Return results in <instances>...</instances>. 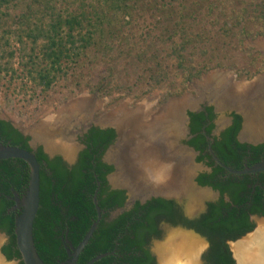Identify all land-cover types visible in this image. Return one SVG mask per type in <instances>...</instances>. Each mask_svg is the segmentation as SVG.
<instances>
[{
	"label": "trees",
	"instance_id": "1",
	"mask_svg": "<svg viewBox=\"0 0 264 264\" xmlns=\"http://www.w3.org/2000/svg\"><path fill=\"white\" fill-rule=\"evenodd\" d=\"M188 1L0 0V74H11L6 84L7 90L10 91L17 85L10 73L13 65L3 62L14 55L13 52L8 55L7 50L15 42L25 46V52L27 46H30L28 55L25 54L29 59L24 67L35 90H40V93L50 91L59 81L66 80L71 94L84 91L109 94V88L106 89L105 86L106 74H102L93 83L95 77L88 75L86 70H97V60H104L109 64L107 56L113 50L112 45L117 43L125 50L141 48V55L144 57V40L158 30L159 38H164L168 31V40L173 41L174 37H178V41L169 44L170 50L172 47L175 50V46L184 50L187 45L193 49L196 47L195 38H201L203 31L194 36L187 35L184 32V21L198 20L203 15L201 9H187L185 3ZM234 1L242 6L247 4L246 0ZM20 3L23 4L22 11L14 14L12 6L18 8ZM197 7L202 6L197 4ZM207 7V15L219 8L213 0H209ZM232 11L236 14L234 18L240 23L244 19L245 8ZM172 20H176L175 28L164 25ZM249 20L260 21L259 28L264 36V5L252 12ZM204 29L206 30V26ZM252 32L244 34L250 37ZM193 60L195 73L188 74L187 81L192 77H200L203 70L209 69L213 62L212 58L205 61L202 57H193ZM155 64L159 66L161 62L157 61ZM147 69L152 70L153 67L149 66ZM155 72L158 76L162 75L160 69ZM257 73L254 72L251 76ZM131 93L132 88L127 87L120 94L126 97ZM182 93L183 90H168L161 102ZM211 110L210 108V113ZM189 116L193 138L188 144L200 152L197 161L206 162L212 168L211 173L201 174L197 181L219 191L221 197L218 202L210 203L207 213L198 220L186 224L209 239L211 246L206 264H236L227 241L237 240L255 229V223L250 221L251 216L264 217V172L234 175L217 165L209 153L204 154L209 145L203 134L205 115L189 113ZM210 117L213 115L210 114ZM234 118L233 125L220 138H214L212 150L226 166L244 170L264 161V144L254 146L239 142L237 135L242 122L240 116L234 115ZM213 128L211 125L205 129L208 136ZM115 138L114 130L93 128L88 135L87 149L81 153L77 164L69 167L61 157L49 159L42 147L34 151L30 146L29 136L20 132L11 121L0 118V145L34 152L41 165V201L34 224V240L37 252L45 264L68 262V250L71 246L77 247L80 244L97 220L93 200L97 191V201L104 212L103 217L80 254L78 264H86L107 253L112 254L94 264H154L146 246L150 236L159 234L158 222L167 220L175 223L181 220L173 202L153 198L144 205L137 202L132 210L114 221H108L109 214L123 207L127 200L125 191L112 190L108 184L107 176L113 172V166L101 162L104 151ZM29 181L30 167L25 161H0V232L6 233L10 239L2 253L9 261L19 260L20 264L24 262L16 244L15 224L20 210L15 198L25 195ZM226 195L229 202L224 199Z\"/></svg>",
	"mask_w": 264,
	"mask_h": 264
},
{
	"label": "rangeland",
	"instance_id": "2",
	"mask_svg": "<svg viewBox=\"0 0 264 264\" xmlns=\"http://www.w3.org/2000/svg\"><path fill=\"white\" fill-rule=\"evenodd\" d=\"M213 1L219 8L211 15H207L209 0H189L185 3L187 9L189 7L196 10L201 9L200 12L203 15L198 20L186 19L184 21L186 27L184 32L187 35L192 34L194 36L196 33L203 31L201 38H195L196 47L194 49L187 45L186 50L180 49L179 46H175V50L173 47L170 50L169 44L178 41V37H174L173 41L168 40L170 35L168 31L164 38H159L158 30L147 37L146 41L144 40L142 45L145 51L144 57L141 55V48L139 50H125L124 47H119L117 43L112 45L113 50L109 51L108 56L106 54L107 60L110 61L109 64L104 60H97V70H86L88 75L95 77L93 83H96L102 74H106L107 83L105 86L106 89L109 88V94H100L99 91L71 94L68 91L66 80L59 81L50 91L40 93V90H35L34 84L29 79L24 67L29 59L27 55L30 46H27L25 52V46L15 44V42L12 43L7 52H9L8 55L12 52L14 55L12 58L9 57L3 60V62L13 65V67L10 66L13 69L10 73L15 78L14 82L17 83L15 85L17 88L13 87L8 91L6 84L10 80L11 74H0V117L11 121L18 128L36 137L45 126L47 127V124L50 123L49 120L56 116L63 106L72 104L82 97L92 99L93 104L90 108L97 111L94 118L99 123L109 114L123 113L124 107L129 110H139L143 106V114L149 119L172 100L189 99L196 102V106L197 102L201 101L202 104L206 101V97L211 94V91L205 88V82L215 75L224 78L225 76L227 78L232 77V79L239 78L242 85L236 86V84H233L231 88H235L241 94L246 88H253L251 84H255L254 87H256L258 82L261 81L262 83L263 80L261 74L264 73V36L259 28L260 21L249 20V18L252 12L259 10V7L263 8L264 0H246L247 4L243 6L234 0ZM197 4H201L202 7L198 8ZM242 7L245 8L244 19L239 23L234 18L236 14L232 10H241ZM22 9L23 4L20 3L18 8L12 6L11 11L18 14ZM229 17H232V19H229ZM176 20L168 21L164 25L168 24L175 28ZM204 26H206V30ZM251 30L253 35L247 37L244 33H250ZM13 38L15 39V37ZM25 54L27 55L25 56ZM98 55H101V53ZM5 56H7V53ZM193 57H202L205 61L212 58L213 62L210 64L209 69L203 70L200 77H192L191 80L187 81L188 74L195 73ZM157 61L161 62L159 66L155 64ZM149 66H152L153 69H147ZM110 68L111 70H109ZM158 69L162 72L160 76L155 72ZM103 70L105 73H103ZM254 72L258 73L252 77L251 74ZM253 79L255 81L248 84L247 81ZM127 87L132 88V93L126 97L121 96L120 93L125 91ZM176 89L183 90V93L161 102L166 91L171 90L174 92ZM142 92H146V94H142ZM223 118L221 117L219 121L222 122ZM85 120L86 118L83 120L75 119L71 122V131H75ZM60 126H57L58 131L62 129ZM72 138L70 135H67L66 138L64 135L60 136L55 139V144L60 145V149L69 151L76 145ZM62 145H65V148ZM254 219L256 223L255 230L239 241L247 240L262 230L263 226L261 228L259 223L264 220V217ZM174 232L172 231L169 234ZM166 239H162L156 244L166 242ZM203 247H207V243H203ZM234 247V244H232L231 249L235 250ZM240 260L239 258L238 264H240ZM247 263L254 264L256 261L245 262V264ZM13 264H16V262Z\"/></svg>",
	"mask_w": 264,
	"mask_h": 264
},
{
	"label": "bare ground",
	"instance_id": "3",
	"mask_svg": "<svg viewBox=\"0 0 264 264\" xmlns=\"http://www.w3.org/2000/svg\"><path fill=\"white\" fill-rule=\"evenodd\" d=\"M259 82L256 87H253L254 89L250 87L246 88L247 91L253 89V100H250V97L242 99L245 103L247 100H250L246 114H244L246 116V127L243 134L244 137L250 139H253L254 134L258 132L264 135V104L259 96ZM225 83L224 77L219 75L210 77L205 82V88L211 91V95L207 96V98L213 99L217 108L220 109L219 111L237 106V103L233 102L234 96L231 90L222 93L221 88ZM92 104L91 98L82 97L72 104L63 106L59 113L49 120L50 123L47 124V127L45 126L42 132L39 133L40 137L36 136V138L44 140L49 151L53 152L60 149L61 146L55 144V139L66 135L71 122L75 119H85L92 112L90 108ZM195 106L196 102L189 99L175 100L149 119L143 114V106L135 114L127 107H124L123 113L115 112L101 120L99 122L101 125L116 126L122 136L121 145L132 146V151L137 153L141 151V142H144L153 147H160L161 151L165 154L162 156L163 153H161V157H156L153 160L137 159L136 157V159H124L125 162H122L116 159L119 170L112 181L114 183L120 182L126 184L132 196L143 197L157 191L165 192L166 188H170L168 181L172 178L171 174H174L176 170L179 172L183 171V174H188V172L192 171L190 154L178 145V141L184 133L183 112L186 108H194ZM237 107L241 108L239 105ZM57 126L62 127V129L60 128L61 130L58 131ZM60 150L67 151L65 149ZM73 151L74 149H71L66 154L69 156ZM113 153L121 152L117 149ZM113 153L109 154L111 159H113ZM119 155L121 157V154ZM163 157L165 159H162ZM186 191L194 199L206 197L204 192L194 190L189 185L186 186ZM259 225L261 228L263 226L259 233L240 242L239 245L236 244L237 246L234 247L238 255V262L239 258H241L240 264L251 262V260L256 261L258 264H264V221L260 222ZM179 233V235H176V233L172 237L170 236L166 242L156 246L161 263L198 264L199 255L202 249H204V247L202 248L203 242L194 234ZM246 247H253V249L248 251L247 248V252H245L244 249ZM242 259L245 260L244 263ZM0 264H5L1 258Z\"/></svg>",
	"mask_w": 264,
	"mask_h": 264
},
{
	"label": "water",
	"instance_id": "4",
	"mask_svg": "<svg viewBox=\"0 0 264 264\" xmlns=\"http://www.w3.org/2000/svg\"><path fill=\"white\" fill-rule=\"evenodd\" d=\"M262 77H263V80H262L261 88H260V99L264 104V75H262ZM255 79H253L252 81H249V83L254 82ZM232 82L233 83L235 82V78L232 79ZM235 93H237V92H235ZM237 96H238V93H237ZM237 98H238L237 103H239V101L242 97L238 96ZM177 100H180V99H177ZM172 101H175V100H172ZM172 101H170V102H172ZM169 103L165 104L163 107H165ZM208 103L215 105V103H213L209 100H208ZM163 107H161V108H163ZM215 107H216V111L219 114L220 118L224 117V115L227 111L228 112L236 111V112H238V114H241L243 116L244 122H243L242 128L238 134V140L241 143H247V144L254 145V146L264 144V135L260 134V132L254 134L253 139L246 138L243 136L244 130L246 127V116L239 109H237L238 107H236V106L235 107H229L227 109H224L223 111H219L217 108V105H215ZM200 109H201V101L199 102V104H197L196 107H194V108L188 107L184 110V112H183L184 134L178 141V144L180 146H182L183 148H185L191 155L190 163L193 167V170L188 174V177H189L188 181H189L190 185L197 191H200V192L206 191L212 195L209 198H203V199H199V200L192 199V198L188 197V195H186L185 192H183L182 190H180L179 194L176 193L175 188H180L179 183H180L181 179H179V178L173 182L171 188L169 189L170 191H168V192L167 191H165V192L157 191V192L150 193L149 195L143 196V197L132 196L130 194L129 187L124 183H120V182L116 183V184L113 183L112 178L117 174L119 168H118L117 161L115 159L109 158V154L112 153L114 150L116 151L118 149L121 152L120 161L125 162L124 159L125 160L126 159H133V157H132L133 156L132 146L121 145L122 136H121L119 129L116 126H114V125H102L104 127H113L116 129V131L118 133L117 141L109 147L108 151L106 152V156H105L104 160L108 164L114 166V172H112L108 176V181H109L110 185L112 186L113 189L126 191L129 205L134 204L137 200H140L141 202L144 203V202H146L152 198H162V199H166V200L177 199L179 204L184 205V211H185L186 216H188L189 218L192 219V218H197L206 212L207 203L217 201L219 199V197H220L219 192L214 191L211 187H201L197 184L196 178L198 176V172L203 171V170L207 171L209 169L206 166H204L203 164L197 162L198 152L194 148H191L190 146L184 145L182 143V140H187L188 139L187 136L190 134V130L188 127L190 117H189L188 112L189 111L195 112V111H199ZM131 111H133L135 114L138 111V109H134ZM0 118L3 120H6L2 117H0ZM71 125H72V123H71ZM71 125L69 126V128L67 130V132L69 134H66L64 136L65 138L67 137V135H70L73 133L71 131V127H72ZM15 127L17 129H19V131L22 132L25 136H30L32 138V140L30 142V145L32 148L37 147L38 145H42L44 147V151L48 155H50L51 157H54L56 155H60L69 164L74 163L75 156L77 153L76 150L74 152L73 157H71V158L67 157L65 151L60 150V149L53 151V152L49 151L44 140L39 139V138L37 139L35 136H32L29 133H26L21 128H18L17 126H15ZM221 130L222 129H218L217 134H219ZM39 135L40 134H38L36 136L38 137ZM62 146L64 147L65 145H62ZM209 150H210L211 156L216 161L217 165H219L220 167H222L223 169H225L226 171H228L231 174L245 175V174H257V173L264 172V161L257 163L256 165H254L252 167H247L244 170H236V169H233V168L228 167L225 164H223L220 161V159L213 153L211 146L209 147ZM8 159L23 160L30 167V181H29L28 189L22 198L17 197V199H16L17 208L20 210V215L17 217L16 224H15V235H16L17 249L19 250V252L22 256V261L24 262V264H45V262L41 259L40 255L37 252V249L35 246V240H34V224H35V220H36L37 214H38L39 209H40V201H41V176H40L41 165L38 162L37 157H36L34 152H31V151H28V150H25V149L19 148V147L0 145V161L1 160H8ZM173 193H175V194H173ZM97 195H98V191L95 193L94 198H93L94 205H95L96 212H97V220L91 226L90 230L88 231V233L86 234L84 239L80 242V244L77 247L71 246V249L68 250V254H69L70 259L68 260V262L66 264H78L80 254L82 253V251L85 249V247L87 246V244L89 243V241L93 237V234L95 233V231H96V229H97V227H98V225L102 219L103 212L98 205ZM167 227H169V226H164V229H166V230H165L163 239L167 238V236L170 233V229L182 230V231L189 232V233H192V234L198 236L199 239L203 243H207V247L209 246L207 239L205 237H203L202 235H200L199 233L195 232L194 230H188V229L183 228L181 226L180 227H169V228H167ZM252 232L247 233L245 236L251 234ZM245 236H243V237H245ZM0 237H2V238L4 237V234L1 232H0ZM239 240H237V241H239ZM237 241L230 242V248H231V245L233 243H236ZM157 242H158L157 240L153 241V244H154L153 245L154 246L153 251L156 253V256L158 257V254L156 252V246L158 245V244H156ZM207 247H204L203 251L200 253L198 264H203V262H204L203 261V255H204L205 251L207 250ZM231 251H232L233 256L236 260V264H238V258L235 256V253L232 249H231ZM110 254H112V253L99 255V256L93 258L92 260H90L89 262H87L86 264H94L97 261L107 257ZM0 256L4 259V261L6 263H12V261H9L4 256V254L2 253V244H0ZM158 262L160 263L159 257H158ZM13 263H15V262H13Z\"/></svg>",
	"mask_w": 264,
	"mask_h": 264
},
{
	"label": "flooded vegetation",
	"instance_id": "5",
	"mask_svg": "<svg viewBox=\"0 0 264 264\" xmlns=\"http://www.w3.org/2000/svg\"><path fill=\"white\" fill-rule=\"evenodd\" d=\"M261 75H264V73L263 74H261ZM225 80H226V83H225V85L224 86H222V88H221V91H222V93H224V92H228V91H230L231 90V93H232V95L234 96V98H233V102H235V103H237V97L238 96H240V97H242L241 99H240V101H239V103H237V106L239 105V106H241V108H237V109H239L243 114H246V110L248 109V105H249V101L250 100H253V98H252V93L254 92L253 91V89H251V90H244L243 91V94H241V93H239V91L238 90H236L235 88H231V86H232V84H236V86H241L242 84H240L242 81L241 80H239V78H235V82L233 83L232 82V77L231 78H227V76H225V78H224ZM248 79V78H247ZM262 80V79H261ZM248 82V84H251V83H249V81H247ZM240 84V85H239ZM255 86V84H251V87H254ZM259 86H260V88H261V81L259 82ZM225 89V90H224ZM235 92H237L238 93V96H237V93H235ZM221 93V92H220ZM210 96V95H209ZM259 96H260V93H259ZM245 97H250V100H247V102L245 103V101H243L242 99H245ZM252 98V99H251ZM210 99V100H209ZM208 100L209 101H211V102H213V103H215L214 101H213V99H211V98H207L206 97V101H204L202 104H201V109L199 110V111H195V112H192V111H189L188 112V114L189 113H196V114H200V113H203L204 115H205V123H204V126H203V134L206 136V139H207V141H208V143H209V145H208V151L207 152H205L204 154L206 155V153H209L210 154V150H209V147L211 146V149H212V145H213V143H214V138H220V136H221V134L223 133V132H225L229 127H231L232 125H233V123H234V120H235V118H234V115H238V116H240V118H241V122H242V124H241V128H242V125H243V122H244V118H243V116L241 115V114H238V112H236V111H232V112H226L225 113V115H224V118H223V121L222 122H220L219 121V119H220V116H219V114L217 113V111H216V107H215V105H216V103H215V105L214 104H211V103H208ZM251 103V102H250ZM236 106V107H237ZM250 107V106H249ZM192 108V107H191ZM212 109L211 111V113L209 112V109ZM227 109V108H226ZM218 110H220V109H218ZM96 110H92V112H90L89 113V115L86 117V120L84 121V123H82V124H80L78 127H77V129H75V131H73V133L72 134H70V136H72L73 138H72V141L73 142H75L76 143V145L74 146V151H73V155H74V152H75V150H76V156H75V161H74V163L73 164H69L66 160H64V158L62 157V156H60V155H56V156H54V157H51L50 155H48L45 151V154L49 157V159H53V158H55V157H61L62 159H63V161L69 166V167H72V166H74L75 164H77V162L79 161V159H80V156H81V153L83 152V151H85L86 149H87V141H88V135L90 134V131L93 129V128H96V129H100V130H114L115 131V134H116V138H115V140H114V142L112 143V144H110L109 146H108V148L104 151V153H103V155H102V157H101V162H103V163H105V164H107V165H109V166H112V165H110V164H108L105 160H104V158H105V156H106V152L108 151V149H109V147L111 146V145H113L116 141H117V138H118V133H117V131H116V129L115 128H113V127H104V126H102L101 125V123L99 124V123H97L96 122V119L94 118V116H95V114H96ZM210 114H212L213 115V117H210ZM190 117V116H189ZM100 122V121H99ZM190 123H191V118H190V121H189V124H188V127H189V130H190V134L187 136L188 137V139L187 140H182V143L184 144V145H188V146H190L188 143H189V141L193 138V135L191 134V129H190ZM211 125H213L214 126V128H213V130H212V133H211V135L210 136H208L207 134H206V131H205V129L207 128V127H210ZM183 127H184V125H183ZM218 129H222L221 131H220V133L219 134H217V130ZM240 132V131H239ZM67 134H69V133H67ZM184 134V133H183ZM239 134V133H238ZM65 136V135H64ZM183 135H181V137H182ZM30 137V136H29ZM31 140H32V138L30 137V142H31ZM237 140H238V135H237ZM239 141V140H238ZM29 142V143H30ZM240 142V141H239ZM179 145V144H178ZM31 146V145H30ZM141 151H139L138 153L137 152H134V151H132L133 152V158L134 159H136V157H137V159L138 158H143L144 160L145 159H148V160H153V159H155L156 157H161V153H163L162 154V156L163 155H165L164 154V152H162L161 150L162 149H160V147H153L152 145H147V144H145L144 142H141ZM180 146V145H179ZM39 147H42L43 148V150H44V147L42 146V145H38L37 147H34V148H32L34 151H36ZM182 149H184V150H186L185 148H183L182 146H180ZM191 148H193L192 146H190ZM64 148H65V146H64ZM195 149V148H194ZM152 150V151H151ZM156 150V151H155ZM115 151V150H114ZM160 151V152H159ZM187 151V150H186ZM197 151V150H196ZM213 151V150H212ZM188 152V151H187ZM198 152V156H197V158L199 157V155H200V152L199 151H197ZM65 153H67V151H65ZM113 153V152H112ZM157 153V154H156ZM189 153V152H188ZM66 155L67 157H69V158H71V157H73V155ZM111 154V153H110ZM119 154H121V153H113V159H117L118 161L120 160V155ZM156 154V155H155ZM190 154V153H189ZM211 155V154H210ZM152 156V157H151ZM190 157H191V155H190ZM110 158V157H109ZM162 159H165V157H163ZM116 160V161H117ZM159 160V159H158ZM209 160V159H208ZM117 161V162H118ZM215 161V160H214ZM198 162V161H197ZM198 163H201V164H203L204 166H206L209 170H207V171H205V170H203V171H200V172H198V176H197V178H196V182H197V184L199 185V186H201V187H209V186H203V185H201V184H199V182L197 181V179H198V177L201 175V174H204V173H211V171H212V168L211 167H209V166H207V164H206V162H198ZM215 163H216V161H215ZM217 164V163H216ZM192 166V165H191ZM113 168H114V166H113ZM193 168V167H192ZM113 172H114V170H113ZM191 172V171H190ZM190 172H188V174L190 173ZM112 173V172H111ZM110 173V174H111ZM109 174V175H110ZM188 174H183V171H181V172H179V171H175V173L174 174H171V179L168 181V183L170 184V188H171V186H172V184H173V182L175 181V179L177 178H179V179H181L180 180V183H179V186H180V188H175V191H176V193L177 194H179L180 193V190H182L183 192H185V194L186 195H188V193H187V191H186V186L187 185H189L190 187H192L191 185H190V183H189V181H188ZM108 175V176H109ZM179 175V176H178ZM187 175V176H186ZM108 176H107V181H108ZM188 177V178H187ZM113 179V178H112ZM176 179V180H177ZM186 181V182H185ZM113 182V181H112ZM114 183V182H113ZM108 184H109V186H110V188L112 189V190H116V189H113L112 188V186L110 185V183H109V181H108ZM116 184V183H115ZM170 188H166L165 189V191H170L169 189ZM193 188V187H192ZM194 189V188H193ZM213 189V188H212ZM195 190V189H194ZM214 190V189H213ZM122 191H124V190H122ZM214 191H216V190H214ZM126 192V191H125ZM205 193L206 194V197H203V198H209L210 196H212L210 193H208V192H206V191H202V193ZM216 192H219V191H216ZM173 194H175V193H173ZM219 194H220V192H219ZM126 195H127V193H126ZM188 197H191L192 199H194L192 196H190V195H188ZM220 197H221V195H220ZM220 197H219V199L217 200V201H213V202H209V203H207V209H206V212L205 213H207V211H208V209H209V207H208V205L210 204V203H215V202H218L219 200H220ZM17 198V197H16ZM16 198H15V200H16ZM176 198V197H175ZM203 198H200V199H203ZM153 199V198H152ZM152 199H150V200H152ZM162 199V198H161ZM199 199V198H198ZM198 199H196V200H198ZM224 199H225V201H227V202H229L230 201V199H229V197L226 195L225 197H224ZM150 200H148V201H150ZM166 200V199H165ZM148 201H146V202H141L140 200H137L134 204H132V205H129V203H128V197H127V200H126V202H125V204H124V206L123 207H120V208H117L116 210H114V211H112L110 214H109V217H108V221L109 222H111V221H114L116 218H118L120 215H122V214H124L125 212H128V211H130V210H132L133 208H134V206L136 205V203L137 202H139L141 205H144V204H146ZM168 201H171V202H173V205H174V207H175V209H176V211L178 212V214H179V217L181 218V220H178L177 222H175V223H173V222H170V221H167V220H161V221H159L158 222V224H157V228H158V231H159V234L158 235H152V236H150V238H149V240H148V244H147V246H146V249L149 251V253H150V255H151V257H152V259H153V261H154V264H158L159 262H158V257L156 256V253L153 251V249H154V244H153V241H161L162 239H163V236H164V233H165V230L166 229H164V226H169V227H183V228H186V229H188V230H194L193 228H191L190 226H188L186 223H188V222H193V221H196V220H198L202 215H204L205 213H203L201 216H199V217H197V218H189L188 216H186V214H185V211H184V205H181V204H179L178 203V200L177 199H173V200H168ZM15 209H16V207H14L13 208V210L15 211ZM104 213V212H103ZM102 217H103V214H102ZM256 217H258V218H261V216H256V215H253V216H251L250 217V221H252V222H254L255 223V219L254 218H256ZM262 221H264V220H261L260 222H262ZM169 227H167V228H169ZM255 227H256V223H255ZM255 230V229H254ZM253 230V231H254ZM172 231H175L174 233H171V234H169L168 235V238L171 236H173V235H175L176 233V235H179L180 233L179 232H185V231H182V230H173V229H170V232H172ZM195 232H197L196 230H194ZM252 232V231H251ZM1 233H3L4 234V237L2 238V237H0V244H2V242H3V244H2V249L9 243V236L6 234V233H4V232H1ZM186 233H189V232H186ZM198 233V232H197ZM192 234V233H191ZM201 235V234H200ZM246 235V234H245ZM244 235V236H245ZM196 236V235H195ZM203 236V235H202ZM198 237V236H197ZM203 237H205V236H203ZM243 237V236H242ZM241 237V238H242ZM167 238V239H168ZM199 238V237H198ZM206 239H207V241H208V243H209V246L207 247V250L205 251V253H204V255H203V264H206V256H207V253H208V251H209V249H210V246H211V244H210V242H209V239L207 238V237H205ZM241 238H239V239H241ZM250 238V237H249ZM166 239V240H167ZM239 239H237V240H239ZM165 240V241H166ZM237 240H231V239H229L228 241H227V245H228V247H229V249H230V252H231V254H232V257H233V259L235 260V258H234V256H233V253H232V251H231V248H230V242H235V241H237ZM241 241H238V242H236V243H233L234 244V246L236 247L237 245L236 244H238L239 245V243H240ZM163 243V242H162ZM162 243H160V244H162ZM202 245H203V243H202ZM245 247V246H244ZM254 247V246H253ZM253 247H251V248H248V247H246L244 250H245V252L247 251V248H248V250H251V249H253ZM233 248V247H232ZM203 251V250H202ZM234 251V250H233ZM157 252V251H156ZM234 253H235V256L238 258V255H237V253H236V250L234 251ZM158 254V253H157ZM244 255V254H243ZM5 256V255H4ZM6 257V256H5ZM0 258L4 261V259L0 256ZM241 259V258H240ZM11 261H14V262H16V264H20V261L19 260H11ZM159 261H160V258H159ZM5 262V261H4ZM235 262H236V260H235ZM5 264H10V263H6L5 262ZM160 264H161V261H160ZM254 264H258L257 262L256 263H254Z\"/></svg>",
	"mask_w": 264,
	"mask_h": 264
}]
</instances>
